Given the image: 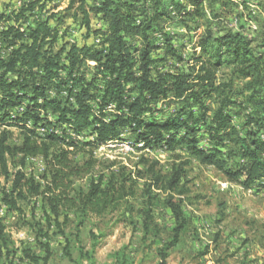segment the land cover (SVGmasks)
Listing matches in <instances>:
<instances>
[{
	"label": "trees",
	"instance_id": "obj_1",
	"mask_svg": "<svg viewBox=\"0 0 264 264\" xmlns=\"http://www.w3.org/2000/svg\"><path fill=\"white\" fill-rule=\"evenodd\" d=\"M52 1L21 0L8 15L0 8V19L8 21L0 30V178L12 180L10 189L0 188L3 205L20 210V201L41 198L51 223L61 227L73 214L78 228L92 215L118 210L136 195L129 174L78 184L98 165L93 149L115 139L184 148L228 181L264 188V32L259 46L240 31L213 26L223 11L253 0H71L59 11L48 7ZM254 1L264 7V0ZM92 13L104 27L92 28ZM190 22L198 23L195 35ZM74 23L86 29L83 41L68 39ZM173 25L188 28L190 52L180 40L184 34L169 30ZM12 128L20 130V144L11 143ZM203 137L210 148L201 146ZM83 151L88 156L79 164ZM28 157L43 158V173L24 170ZM13 162L20 166L14 173ZM153 174L160 188L164 179ZM182 176L175 168L169 187ZM152 186L144 191L150 201L156 199ZM167 204L177 226L157 249L158 264H167L187 225L182 204ZM144 215L150 229L151 210ZM9 245L0 214V264ZM86 257L94 263L89 252Z\"/></svg>",
	"mask_w": 264,
	"mask_h": 264
},
{
	"label": "rangeland",
	"instance_id": "obj_2",
	"mask_svg": "<svg viewBox=\"0 0 264 264\" xmlns=\"http://www.w3.org/2000/svg\"><path fill=\"white\" fill-rule=\"evenodd\" d=\"M20 1L2 0L1 11L8 15ZM70 1L53 0L48 7L59 11L66 8ZM88 1L91 4L94 2ZM223 12L220 20L213 21L214 30L229 28L240 31L249 38L257 39L255 44L261 46V33L264 32L262 5L253 0L247 7H231ZM78 14L82 16L80 12ZM91 19L93 29L104 27L105 24L94 13ZM7 22L0 19V30ZM70 23H73L71 19L67 21V24ZM197 24L190 22V31L187 27L182 30L181 26L175 25L169 30L184 34L180 40L188 43L186 30L195 35ZM80 26L72 25L68 39L83 41L81 33L86 29ZM202 30L199 28L198 33ZM191 48L192 44L188 43L187 52ZM261 50L264 51V48ZM236 84L240 86L242 83ZM161 102H164L163 98ZM109 106L108 110L114 108ZM173 107L171 104L170 108ZM123 136L130 137L128 133ZM10 141L12 144L21 143L22 135L18 128L11 129ZM101 145L93 149L98 165L78 184L87 187L92 177L99 176L109 180L111 173L119 174L121 179V172H125L135 182L136 195L128 198L118 210L103 216H90L80 228L73 214L68 215L61 227L54 221L51 223L48 219L49 207L41 198L30 196L20 201V210H10L0 201V214L10 241L9 248L4 251L6 257L3 264H92L86 257L87 252L94 258L93 264H158L157 249L172 238L177 226L172 209L167 204L169 199L182 204L187 225L180 241L171 250L167 264H264V243L261 239L264 232V188L246 189L239 182H230L221 171L202 163L184 148L168 150L155 147L148 150L134 147L124 150L121 146L101 148ZM201 146L210 148L206 137L202 138ZM87 156L88 153L83 151L75 160L83 164ZM26 162L27 166L23 168L27 173H43L45 167L41 160ZM15 163L10 164L13 173L20 168L14 166ZM177 167L183 169V176L176 187H169L168 180ZM153 173L161 174L164 179L160 188L154 187ZM0 182V188L10 189L12 186V180L5 177H1ZM166 182L168 185L165 187ZM149 183L153 184L156 194V199L152 201L144 194ZM146 209L151 210L150 229L145 228ZM63 221L64 217H60V223ZM46 245L50 249L48 261L45 259ZM28 252L36 260L29 258L26 255Z\"/></svg>",
	"mask_w": 264,
	"mask_h": 264
},
{
	"label": "built area",
	"instance_id": "obj_3",
	"mask_svg": "<svg viewBox=\"0 0 264 264\" xmlns=\"http://www.w3.org/2000/svg\"><path fill=\"white\" fill-rule=\"evenodd\" d=\"M98 42H99V40H98ZM109 107L112 108V107H114V105L111 104ZM22 109L23 108H21V110ZM38 131L40 134L43 135L46 131V128L41 126L38 128ZM79 138L82 139L81 136H79ZM101 146H102L101 148L121 146L124 150H132L134 147L146 149L144 143H142V142L141 143H134L132 140H129V139H115V140H111V141H108L106 143H103ZM147 149L149 150V148H147ZM36 159L41 160L42 164L45 167V164H44L42 157H28L27 158V160H29V161H34Z\"/></svg>",
	"mask_w": 264,
	"mask_h": 264
}]
</instances>
